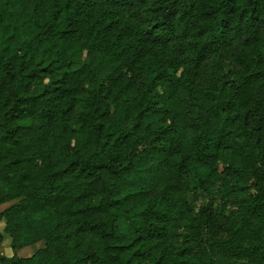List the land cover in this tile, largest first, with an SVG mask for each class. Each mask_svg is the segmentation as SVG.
I'll list each match as a JSON object with an SVG mask.
<instances>
[{"label": "trees", "instance_id": "1", "mask_svg": "<svg viewBox=\"0 0 264 264\" xmlns=\"http://www.w3.org/2000/svg\"><path fill=\"white\" fill-rule=\"evenodd\" d=\"M11 199L0 264H264V0H0Z\"/></svg>", "mask_w": 264, "mask_h": 264}, {"label": "rangeland", "instance_id": "2", "mask_svg": "<svg viewBox=\"0 0 264 264\" xmlns=\"http://www.w3.org/2000/svg\"><path fill=\"white\" fill-rule=\"evenodd\" d=\"M205 198L202 197V200H204ZM16 201V199H11V200H8V201H5L3 203L0 204V208H4L6 206H8L9 204H11L12 202ZM3 225H4V222H2L0 220V229L4 232L3 235V240L1 241V244H0V253L2 254H6V255H11L14 253V250L12 249L11 245H10V240H11V236L8 232L4 231L3 229ZM43 243V240H39V241H36V242H33L31 244H27V245H24L20 248H17L15 250V252L18 254V255H29L31 254L38 246H40V244ZM240 261H238V263H240Z\"/></svg>", "mask_w": 264, "mask_h": 264}, {"label": "crops", "instance_id": "3", "mask_svg": "<svg viewBox=\"0 0 264 264\" xmlns=\"http://www.w3.org/2000/svg\"><path fill=\"white\" fill-rule=\"evenodd\" d=\"M2 203H3V202H2ZM0 204H1V203H0ZM2 209H3V208H2ZM2 209L0 208V210H2ZM1 221H2V222H4V220H3V219H1ZM2 232H3V231H2ZM3 233H4V232H3ZM40 245H41V244H40Z\"/></svg>", "mask_w": 264, "mask_h": 264}]
</instances>
